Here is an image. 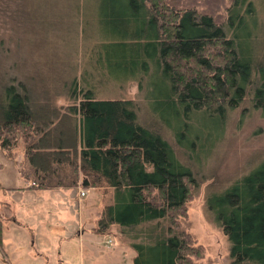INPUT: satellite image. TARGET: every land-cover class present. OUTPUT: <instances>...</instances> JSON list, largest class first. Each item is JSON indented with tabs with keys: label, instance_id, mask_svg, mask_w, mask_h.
<instances>
[{
	"label": "trees",
	"instance_id": "trees-1",
	"mask_svg": "<svg viewBox=\"0 0 264 264\" xmlns=\"http://www.w3.org/2000/svg\"><path fill=\"white\" fill-rule=\"evenodd\" d=\"M26 1L37 0H0V150L20 142L38 188L75 186L81 175L84 190H102L91 231L128 234L132 264H192L175 222L209 181L205 210L226 236L229 264H264V149L226 177L193 157L209 126L239 115L238 126L250 112L264 119V14L255 0H225L221 14L181 0H98L90 29L63 43L77 60L50 85L23 69L19 43L47 52L49 35L64 37L30 28L37 20ZM129 83L133 97L101 96ZM196 122L200 134L190 130Z\"/></svg>",
	"mask_w": 264,
	"mask_h": 264
},
{
	"label": "rangeland",
	"instance_id": "rangeland-1",
	"mask_svg": "<svg viewBox=\"0 0 264 264\" xmlns=\"http://www.w3.org/2000/svg\"><path fill=\"white\" fill-rule=\"evenodd\" d=\"M181 1L199 10L208 8L209 10H216L214 13L220 14L225 4V0ZM26 4L31 6L27 11L29 13L28 16L34 17L37 20V24L34 25V21L25 23V26L22 29H18V31L23 32L33 27L36 30L61 29L64 37L62 39L55 35H49L45 44H47V47L54 46V49L48 47L47 52L44 51L46 48L44 49L39 43L35 45L39 48H34L33 43L27 47L24 42L19 43V47L21 45L22 48H25L23 51L27 57L23 61V69H29L32 73H36L37 76H40V79L50 85L53 84L52 80L63 70L66 60H77L72 48H66L63 43L66 41L68 44L70 41L72 42L79 29H90L88 23L92 21V18H88L87 15H92V8L94 13L95 11L97 12L98 0H37L36 3L26 1ZM255 4L258 15L263 16L264 0H255ZM95 29H97V26ZM33 37H35V33ZM110 86L112 85H107V87ZM136 93L134 84L129 83L119 88H106L101 96L110 95L108 97L126 98L133 97ZM58 103L60 104V100H58ZM237 117L231 122V125H226L224 128H220L218 125L209 126L212 135L204 138L199 143L202 144V147L200 149L197 148L195 154H193V157L197 158L196 162L200 161L202 163L203 169L217 164V174L220 177H226L233 173L243 163H246L253 152L264 149V119L260 118L257 113L250 112L248 116L241 118L243 121L237 126ZM190 130L193 133H201L197 122L191 126ZM25 163L20 142L15 147L0 150V201L3 193H7L6 190L8 189L10 192L12 189L14 195H11V197L15 198L14 200L18 206V216L25 214V218H33L38 221L39 230L46 228L45 226L44 228L40 226L43 221L50 222L53 225L52 228L61 233H63L64 226L66 228V233L64 232V234L68 238L66 247L68 264L72 261L76 264L77 237H75V231L77 222L81 221L84 223L82 227L86 233L83 234L82 240L84 243L91 245V237H94L91 230L96 225L103 202L107 196L101 193L102 190L94 188L86 190V194L82 190L84 196L78 200L75 195L78 184H80L78 181L84 179L81 175H78L79 179L75 186L68 187L70 185L66 181L62 184L64 186H59L60 188H65L60 189L61 192H66L65 194L57 193L54 189L37 193L33 189H39L38 183L32 177ZM208 182L201 183L198 190L192 191V194L188 196L183 210L176 218L175 225L179 231L186 234L185 255L192 264H229V244L226 236L205 210V187ZM43 203L52 212L50 215L41 210ZM32 205L35 209H33ZM19 208H24L23 210L30 208L32 211H25L26 213L21 214ZM3 216H6V214L4 213ZM57 219L61 223L57 222L55 227L54 224ZM63 220H65V224L62 222ZM162 223L166 224L165 222ZM109 229L111 234L95 236L97 243L99 242L97 248H94L93 245L89 246L90 249L94 250V252L90 251V255L94 256V264H132L134 252L127 245L130 241L129 235L120 233V230L114 226ZM44 232H46L44 235H49L47 230ZM2 233L6 236L5 238H9V242H16L18 235H20L19 231L14 227H9L8 230L3 229ZM21 234L24 235L23 233ZM101 239L107 241V243L104 241L106 245H109L107 248L100 243ZM29 243V239H27V242L25 239V242L21 244L23 250L20 252L15 251L21 256L19 264H27L31 259L35 260L33 258L27 260L26 258ZM3 248H6L5 252L8 253L10 246L3 244ZM25 252H27L26 255ZM88 260L86 261L90 264L91 260ZM30 263L33 264L32 262Z\"/></svg>",
	"mask_w": 264,
	"mask_h": 264
},
{
	"label": "crops",
	"instance_id": "crops-1",
	"mask_svg": "<svg viewBox=\"0 0 264 264\" xmlns=\"http://www.w3.org/2000/svg\"><path fill=\"white\" fill-rule=\"evenodd\" d=\"M83 180V179H82ZM82 180L80 179L78 183L77 190H76V198L79 200L83 196L79 195L80 190H84L81 187V182ZM2 181V179H1ZM17 187V186H16ZM15 188V187H11ZM56 190L57 193H63L65 194L66 192H61L60 189H65V188H60L59 186L55 188H39V189H33L35 192H40V191H49V190ZM25 190V189H22ZM31 190V189H30ZM7 193H3L0 201V264H19L21 256L19 253L15 251H22V246L21 244L27 242V239H29V249H28V255H26L27 252H25L27 260L30 258H33L35 260H30L28 261L27 264H68V259H67V242L68 238L64 234L66 233V228L63 226V230L61 233L60 231L54 230L52 227L53 225L50 222L43 221L41 222L40 226L44 228L43 230H39V225L38 221H35L33 218H25V214L18 216V211H17V204L16 201L14 200V197H11V195H14L13 190L9 192V189L6 190ZM17 191V190H16ZM86 194V190H84ZM8 194V195H7ZM7 195V196H6ZM33 206V205H32ZM4 209V211H3ZM24 208H19L21 214L26 213L28 211H32L30 208H26V210H23ZM33 209L35 207L33 206ZM39 210V209H38ZM41 210L47 212L49 215L52 213L48 210V207L43 203L41 205ZM24 211V212H23ZM26 211V212H25ZM6 214V216H3V214ZM58 215V214H57ZM57 222L59 224L61 223L60 220L57 219L55 222L54 226L56 227ZM63 224H65V220L62 221ZM83 224L81 221L77 222V229L75 231V237H77L76 243H77V251H76V264H88V259H90V264H94V256L90 255V251L94 252L93 249H90L89 246H94V248H97V244L99 245V242L97 243V238L92 236L91 237V245L86 244L83 242V234L86 233L83 230ZM9 227H14L19 231L18 239H16V242L11 241L9 242V238H5L6 236L3 235L2 231L3 229L8 230ZM47 230V233L49 235L45 234ZM23 233L24 235H22ZM102 240V239H101ZM110 240V239H109ZM102 240L100 241L101 244H104L105 247L107 248L109 245H106L105 242L107 241ZM111 241V240H110ZM3 244H7L8 247L10 246V249L7 252H5L7 249L3 248ZM103 246V245H102ZM130 248V247H129ZM131 249V248H130ZM88 260V261H86ZM75 261V259H74ZM70 264H74L73 261L70 262ZM98 264V263H97Z\"/></svg>",
	"mask_w": 264,
	"mask_h": 264
},
{
	"label": "water",
	"instance_id": "water-1",
	"mask_svg": "<svg viewBox=\"0 0 264 264\" xmlns=\"http://www.w3.org/2000/svg\"><path fill=\"white\" fill-rule=\"evenodd\" d=\"M85 185H87V181L85 179H83L81 182V186H85Z\"/></svg>",
	"mask_w": 264,
	"mask_h": 264
},
{
	"label": "built area",
	"instance_id": "built-area-1",
	"mask_svg": "<svg viewBox=\"0 0 264 264\" xmlns=\"http://www.w3.org/2000/svg\"><path fill=\"white\" fill-rule=\"evenodd\" d=\"M79 195H80V196H83V195H84V193H83L82 190L79 191Z\"/></svg>",
	"mask_w": 264,
	"mask_h": 264
}]
</instances>
